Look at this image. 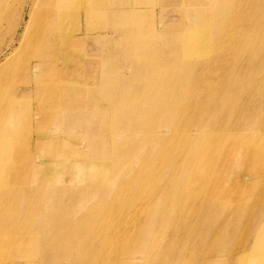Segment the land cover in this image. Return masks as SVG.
Returning <instances> with one entry per match:
<instances>
[{
	"label": "bare ground",
	"instance_id": "6f19581e",
	"mask_svg": "<svg viewBox=\"0 0 264 264\" xmlns=\"http://www.w3.org/2000/svg\"><path fill=\"white\" fill-rule=\"evenodd\" d=\"M17 1L23 11L32 0ZM35 1L42 10L13 22L9 0H0V37L12 34L0 54L13 48L0 65V147L11 135L19 144L33 115L36 143L51 163L45 166L39 151L27 154L26 175L42 182L30 185L21 173L2 180L0 162V264H189L175 247L180 234L217 246L224 223L207 212L221 207L214 197L230 179L218 170V155L235 149L264 162V0H107L93 7L86 0ZM147 21L160 27L155 42L166 49L157 66L140 40ZM53 24L61 27L59 50L47 35ZM104 41L108 49L100 47ZM59 54L64 69L55 63ZM69 60L95 73L73 82ZM16 76L22 88L3 94ZM103 97L107 105L92 99ZM31 98L49 103L32 112ZM47 117L70 136L44 139ZM26 132L27 142L32 129ZM251 247L264 264V223Z\"/></svg>",
	"mask_w": 264,
	"mask_h": 264
},
{
	"label": "rangeland",
	"instance_id": "374dc122",
	"mask_svg": "<svg viewBox=\"0 0 264 264\" xmlns=\"http://www.w3.org/2000/svg\"><path fill=\"white\" fill-rule=\"evenodd\" d=\"M64 1L76 2L77 0H64ZM86 1L88 3L89 7H93L94 5L96 6V4H99L103 1L107 2V0H86ZM9 2L11 4L10 11L14 14L13 22L17 19V17L21 13H22L21 14L22 20L27 21L30 18V12L31 11L33 13L35 10L40 11L43 9L42 7L36 8V3H35L36 1L35 0L30 1L29 5L27 6V10H23V11H22V7L19 5L17 0H13V1L9 0ZM126 2H128V1H125V3ZM146 4H149V3H146ZM156 4H155L156 5L155 10L157 12H159L161 7L158 3H156ZM166 5H168V4H166ZM168 6H170V5H168ZM170 7H173V6H170ZM192 8H193V6H185L184 9L191 10ZM172 16H173V19L178 18V15H176V13L173 14ZM64 22H65L64 24L71 26V23H70L71 21L69 19L65 20ZM147 22H149V21H147ZM183 25H184V23L182 24V26ZM5 26H7V24H5ZM51 26L53 27V29H51L50 32H47V35L49 38H52L54 40L55 45H56L55 49L59 50V48H60L59 43H60L61 34H62L61 27H60V25H57V24H53ZM111 29H113V28H111ZM174 29H176V28L174 27ZM174 29H172V32H170L167 35L168 37L171 36V33H173V34L175 33L176 30H174ZM104 30L106 33L107 28H104L103 31ZM21 31H22V25L19 26V30H18L16 38L19 37V34L21 33ZM81 31L80 30L79 31L74 30V31H72V34L74 36L82 35ZM159 35H160V27L156 26L155 22L152 23V21H150L149 23H146L145 28L142 29L141 38H140V40L143 43L142 47H146L147 49H150V52H152L151 57H149V62H150V64H154V65L160 64V60L166 58V49L159 48L157 46V43L155 42V40H156L155 37L159 36ZM11 38H12L11 32L5 33L2 37H0V41H1L0 43H2V45H5L6 43H8L11 40ZM13 45H14L13 47L18 46V40L17 39L14 41ZM58 45H59V47H58ZM109 45H111L109 41H104L103 43L100 44V47H102V49H105V48L108 49ZM87 47H88L89 51L94 52L96 50V46L93 43H88ZM12 51H13V48L10 47L4 54H0V65L6 61V59H7L6 56L9 53H11ZM44 51H45V53L51 52V50L49 49L48 46L44 49ZM158 52H161V54H162L161 58H159ZM70 56L75 60L80 58V55L78 53H76V54L71 53ZM61 61L63 62V57L61 56V54H59L58 59L55 63L57 65V67H59L60 69L63 67V63H60ZM87 62H89V61H87ZM11 68H14V67L11 66ZM67 68H68L69 73H70V77L68 79L73 81V82H78L81 84L88 81L86 76L89 73H92V74L95 73V70L93 71L90 68L87 69L84 67L81 68V67L77 66L76 64L73 63L72 60L67 61ZM62 69H64V68H62ZM164 73H165V69H164ZM14 80H17V81L13 85L11 83H6V84L4 83L3 84L2 88H1L3 91V94H6L8 96L13 91H15L19 86H20V88H22L21 82H19V80H21V77L19 78V76H16ZM14 80H13V82H14ZM89 81L92 82V79ZM92 99H96V101L102 105L108 104V99L107 98L105 99V97H103V98H92ZM40 103H42V105ZM48 103L49 102H46L40 98H39V102H38V98H34V99L31 98L30 100H28L26 102V104H28L30 106V109L32 110V112L33 111L35 112L38 109V106L48 105ZM34 119H36V118H35V116L32 115L31 119H29V122L27 124L23 123V130H22V135L20 137L19 144H16V145L14 144L13 135H11L8 145H4L2 148L0 147V152H1L0 162L5 166V172L2 175V180L11 181L13 179V176L16 173H21L22 175L25 176L27 174V172H29V171H26L27 167L25 166V163L28 160L27 154L29 155V153L31 155L32 153H36L37 151H39V153L41 155L40 161L42 163H44L45 166H50L49 163H51V159L49 157L43 156L44 150L43 151L40 150L41 149L40 146L38 147V145L36 143L37 131H36V125H35ZM45 122H47V124H45L46 126L43 127L44 130L42 131V134H41L42 136H44L43 137L44 139H46V138L47 139H51V138L55 139V137L70 136V135L61 133V131H59L57 129V126L54 123V121L52 123V121L48 117H47V121L45 120L44 123ZM45 127L47 128V130ZM30 128L32 129V133H31L30 139L26 142V137H27L26 131L29 130ZM25 129H26V131H25ZM24 132H26L25 135H24ZM57 132H59V133H57ZM28 144H29V146H28ZM18 145H19V147H18ZM29 148H30V150H29ZM13 154H15V155H13ZM228 154H230V155H228ZM216 155H217V153H216ZM227 158L230 159L229 162L225 161V159H227ZM218 163H219L218 170L221 168L225 169L226 172H225L224 176H225L226 180L229 178L230 179L228 182L226 181V183L221 182L223 184V186H222L220 192L218 194H216V197H214L215 199H218V201L221 203L220 204L221 207H219L216 210V212H209V213L207 212V215L209 217H212L214 219H218L219 223H222V222L224 223V226L222 225L223 227L220 226V229L216 230V232H218V234L220 236V240H218L216 243L217 246H214V247H211L208 245L199 246L198 245L199 240H197L196 238L191 237V238L186 239V236L184 234H180L178 239H176V241H175V247L181 251L180 255L185 254L184 255V256H186L185 258L191 260L190 262L188 261L189 264H192V262L197 261V260L201 261L203 258H207L211 255L213 257L221 260V262L219 264H240L241 261L239 262V260H241V259L243 261L241 264H263V262H259V259L263 258V254L262 255L260 253L249 254L250 253L249 250L252 249L251 244L253 243L255 235L257 234V229L260 228V226L264 223V175H263L264 174V162L258 163L257 160L254 158V155L250 152H246V151L243 152L240 150L232 149L230 151L224 150L222 157H220V155H218ZM8 164H10V165H8ZM243 164L245 165L246 168L244 167ZM254 166H255V168L256 167L258 168L259 172H258V174L251 173V175H250V172H248L247 169L250 170V168L254 167ZM227 172H228V174H227ZM48 173L54 177V173L52 171H49ZM238 173H240V174L242 173L241 174L242 176L239 174L240 177H238ZM226 174H227V177H226ZM26 177H27L26 181L30 185L31 184L32 185L42 184V182H35L34 183L31 180L33 178L32 176L26 175ZM63 178L66 180H69L70 175L69 174H63ZM78 183L79 182H76V184H78ZM221 183H220V186H221ZM227 187L229 188L228 190H227ZM123 199H125V197H123ZM243 206H245V207L243 208ZM246 206H247V208H246ZM234 211H237V212L234 213ZM260 211L263 212V214L259 215ZM259 217H261V220L258 219ZM229 218H232V219H235L238 221V224L236 225V227L233 228L232 220L228 221ZM249 220L252 223L250 226H249ZM139 222H140V220L137 219L136 224H138ZM136 224H134V226ZM149 229H150V227L147 228L146 230H149ZM166 231H167V234L171 233V230H169V229ZM204 231H207V229H205ZM229 239H230V242H229L230 245L227 246V243H228L227 241ZM95 243L97 246L102 245V242H100V240H96ZM112 244H113L112 246H114L113 240H112ZM163 244L166 245V243H163ZM179 244H181V246ZM140 245H145V244L140 243ZM223 245L228 248V252L224 251L225 247H223ZM188 246H190V247H188ZM109 248H111V247L109 246ZM151 248L154 252V251H157V249L160 248V246H153ZM246 250H248L247 253L245 252ZM243 252H245V254ZM137 255L140 256L141 254L138 252ZM253 259H256V260L254 261ZM137 262H138V264H157L153 260H151L150 262L143 261V260H140ZM198 263L201 264V262H198ZM176 264H179V262H177Z\"/></svg>",
	"mask_w": 264,
	"mask_h": 264
}]
</instances>
